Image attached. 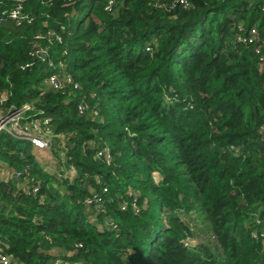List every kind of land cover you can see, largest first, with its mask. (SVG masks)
Here are the masks:
<instances>
[{
    "label": "trees",
    "instance_id": "trees-1",
    "mask_svg": "<svg viewBox=\"0 0 264 264\" xmlns=\"http://www.w3.org/2000/svg\"><path fill=\"white\" fill-rule=\"evenodd\" d=\"M176 1L0 0V94L52 132L0 134L6 264H264V0Z\"/></svg>",
    "mask_w": 264,
    "mask_h": 264
},
{
    "label": "built area",
    "instance_id": "built-area-1",
    "mask_svg": "<svg viewBox=\"0 0 264 264\" xmlns=\"http://www.w3.org/2000/svg\"><path fill=\"white\" fill-rule=\"evenodd\" d=\"M22 1L23 0H15L16 5L10 9L9 11H5V16L13 19L17 25L22 24L23 22L30 23L31 18L29 15L23 13L22 11ZM176 3L181 4L182 6H187V0H177ZM111 4V3H110ZM40 38V36H36V39ZM45 38L50 41L52 38L57 40H61V37L56 32L49 30L47 31ZM257 31L256 28L249 29V32L246 37L242 38L243 42L247 43H255L257 41ZM261 41V40H260ZM33 44V50L31 52L36 58L40 59V61L47 64L52 69H55V65L53 60L51 59L49 52V45H38ZM149 47H147L148 49ZM257 53H260V47L258 46L255 50ZM260 60H264V55H261ZM73 79L70 75L63 80L59 78L56 72H50L44 78L43 82L51 88L61 89L64 84L67 82H71ZM9 93L5 92L0 94V134L6 133L10 137L15 138L17 140H22L24 142H28L33 145L34 149L37 150H48L52 145V132L49 128V119L48 118H39L35 115V108L32 103L24 102L20 105L16 104H5L8 100ZM82 107H79V112L81 113ZM261 138L264 140V124L260 127ZM98 156H102L105 160L110 159V152L107 146H104L101 150L98 151ZM2 168V161L0 159V170ZM16 176H20L19 172L15 173ZM26 178H24V181ZM36 191V187H34ZM0 260L6 264L8 263V259L6 256L1 255ZM56 264H59V260H57ZM74 264V263H69Z\"/></svg>",
    "mask_w": 264,
    "mask_h": 264
},
{
    "label": "rangeland",
    "instance_id": "rangeland-1",
    "mask_svg": "<svg viewBox=\"0 0 264 264\" xmlns=\"http://www.w3.org/2000/svg\"><path fill=\"white\" fill-rule=\"evenodd\" d=\"M29 148H30V149L33 148V145L30 144V143H29ZM62 155H63V154H62ZM43 156H44V157L39 158V161H41V164L43 165V167H44L48 172L53 173L52 170H53V169L55 170V168L57 167V164H55L54 162L50 161L51 158H49L50 156L48 155V152H46L45 154H43ZM11 171H12V170H11ZM8 175H10V177H12V174H6V175H4L3 178H5V177L8 176ZM3 178H2V179H3ZM157 207H158V205H157ZM196 222L200 223L199 221H196ZM194 232H195V233L197 232V229H196V228H194ZM199 232L201 233L203 239L206 240V242H207L208 244L211 245V250H212L213 252H215V253H220V251L216 248L214 241H213L211 238H209V233L207 232V236H206V234H204L201 230H199ZM206 238H207V239H206Z\"/></svg>",
    "mask_w": 264,
    "mask_h": 264
},
{
    "label": "crops",
    "instance_id": "crops-1",
    "mask_svg": "<svg viewBox=\"0 0 264 264\" xmlns=\"http://www.w3.org/2000/svg\"><path fill=\"white\" fill-rule=\"evenodd\" d=\"M35 151H38V150H36V149H34ZM40 153H43L42 151H39Z\"/></svg>",
    "mask_w": 264,
    "mask_h": 264
}]
</instances>
